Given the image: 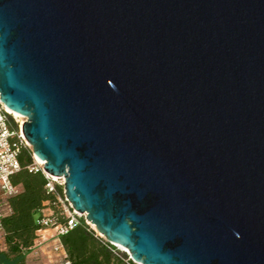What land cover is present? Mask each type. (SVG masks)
Masks as SVG:
<instances>
[{"label": "water", "instance_id": "95a60500", "mask_svg": "<svg viewBox=\"0 0 264 264\" xmlns=\"http://www.w3.org/2000/svg\"><path fill=\"white\" fill-rule=\"evenodd\" d=\"M0 94L135 263L264 264V0H0Z\"/></svg>", "mask_w": 264, "mask_h": 264}, {"label": "trees", "instance_id": "16d2710c", "mask_svg": "<svg viewBox=\"0 0 264 264\" xmlns=\"http://www.w3.org/2000/svg\"><path fill=\"white\" fill-rule=\"evenodd\" d=\"M13 129L20 130L15 121ZM18 158L21 169L11 180L20 192L8 200L11 213L1 219L5 250L0 251V264H26L41 229L38 221L43 217L42 210H50L56 226H65L69 220L60 206L65 200L64 188L58 186L56 194L49 193L42 172L29 171L34 163L31 148L21 144ZM59 240L71 264H136L129 260V255L99 237L84 218L67 234L59 236Z\"/></svg>", "mask_w": 264, "mask_h": 264}, {"label": "built area", "instance_id": "2783aa9c", "mask_svg": "<svg viewBox=\"0 0 264 264\" xmlns=\"http://www.w3.org/2000/svg\"><path fill=\"white\" fill-rule=\"evenodd\" d=\"M0 98H1V94H0ZM13 117H15L14 114L9 111V109L0 99V233L1 234H3L1 219L5 215L11 213V208L9 206L8 200L20 192L19 187L14 185L11 180L12 176L21 169V163L18 158L20 145L24 144L30 147L23 137L22 130H19L18 132L15 129H13V121L16 122L15 118ZM33 158H34V163L31 166H29V171L31 173L42 172V174L45 176L47 180V189L49 193L56 194L57 187L64 186V180L47 174L44 171V163L41 162L39 159H37L34 156V154H33ZM47 211L50 210H42L43 217L38 221V224L41 227L38 234L47 229H54L56 231V235L58 239L59 236L67 234L76 225H78L79 219H81L80 214L74 211L73 208H72V212L68 209H65L69 218L68 223L65 226H56L54 218L51 217L50 214H47L46 213ZM86 223L88 224V222ZM95 232L99 237L105 239L96 230ZM116 248L119 249L118 247ZM61 249L64 248L59 240V242L54 247V250L58 252ZM129 260H132L131 256H129ZM56 264H71V262L67 259V256L65 254V256Z\"/></svg>", "mask_w": 264, "mask_h": 264}, {"label": "crops", "instance_id": "0c3cea01", "mask_svg": "<svg viewBox=\"0 0 264 264\" xmlns=\"http://www.w3.org/2000/svg\"><path fill=\"white\" fill-rule=\"evenodd\" d=\"M58 242L59 239L57 238L56 231L54 229H47L38 234V238L35 242L34 248H39L40 251L45 252V249L51 247V250H48V252H46V256L49 260L48 264H56L66 254L64 249H61L58 252L54 250V247ZM33 252L31 251V253L27 256V258H29L30 260L26 259V264H30L32 262L31 259H33L32 257L35 256V253Z\"/></svg>", "mask_w": 264, "mask_h": 264}, {"label": "rangeland", "instance_id": "374dc122", "mask_svg": "<svg viewBox=\"0 0 264 264\" xmlns=\"http://www.w3.org/2000/svg\"><path fill=\"white\" fill-rule=\"evenodd\" d=\"M15 116V115H14ZM13 118H15V120H16V122H18V125L20 126V130H21V127H22V124H23V122L25 121V119L24 118H22V117H17V116H15V117H13ZM28 147V146H27ZM28 148H31V147H28ZM31 150H32V148H31ZM61 208H65V209H68V210H70L71 212H72V207H71V205L66 201V199L64 200V199H62V203H61ZM47 214H50L51 212L50 211H47L46 212ZM80 216H81V218H84L85 219V215H81L80 214ZM85 221H86V219H85ZM87 222V221H86ZM88 225H89V227L93 230V231H95L96 230V226H94V225H92L91 223H89L88 222ZM97 231V230H96ZM3 235L0 233V251H3V250H5V246H4V239H3V237H2ZM53 248V247H52ZM48 250H51V247H48L47 249H45V252H42V251H40L39 250V248H33V250H32V252L33 251H35V252H33V253H35V256L34 257H32L33 259H31V263L30 264H36V262H37V264H48V262H49V260H48V258H47V256H46V252H48ZM120 252H122V253H125V254H127V255H129L127 252H125L124 250H122L121 248H119L118 249ZM130 256V255H129ZM27 259H29V258H27ZM30 260V259H29ZM61 260V259H60ZM59 260V261H60Z\"/></svg>", "mask_w": 264, "mask_h": 264}, {"label": "bare ground", "instance_id": "6f19581e", "mask_svg": "<svg viewBox=\"0 0 264 264\" xmlns=\"http://www.w3.org/2000/svg\"><path fill=\"white\" fill-rule=\"evenodd\" d=\"M11 113H13L15 116H17V117H22V116H20V115H18V114H16V113H14V112H12L11 110H9ZM122 250H124V251H126L125 249H123V248H121Z\"/></svg>", "mask_w": 264, "mask_h": 264}]
</instances>
